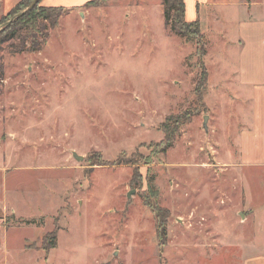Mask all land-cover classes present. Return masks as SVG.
<instances>
[{"label": "rangeland", "instance_id": "1", "mask_svg": "<svg viewBox=\"0 0 264 264\" xmlns=\"http://www.w3.org/2000/svg\"><path fill=\"white\" fill-rule=\"evenodd\" d=\"M161 3L65 9L36 53L0 43V264H233L228 246L263 220L238 214L264 190V167L243 165L264 163L263 94L238 86L227 43L243 10L201 8L200 59L201 44L165 28ZM163 129L176 134L161 153ZM146 200L162 213L158 230Z\"/></svg>", "mask_w": 264, "mask_h": 264}, {"label": "crops", "instance_id": "2", "mask_svg": "<svg viewBox=\"0 0 264 264\" xmlns=\"http://www.w3.org/2000/svg\"><path fill=\"white\" fill-rule=\"evenodd\" d=\"M22 0H0V12L8 13L15 5ZM93 1L102 0H42L41 6L44 7H62L72 10H85L87 4ZM217 0H184L185 4V21L192 22L198 20L200 25L201 8L214 6L215 4L233 5L241 8L243 11L237 15L232 23V35L230 40L227 39L229 45L235 46L238 51L236 59H238L237 77L238 86L246 87L251 92L257 94L262 92L261 100L264 99V0H238L233 2L219 3ZM196 5L197 17L193 16L192 6ZM203 10V9H202ZM205 12L200 16H205ZM234 76V75H233ZM253 100V98H251ZM264 113H256L255 117ZM264 153V149L260 150ZM250 156L248 150L242 149V154ZM243 165L248 167H264V163L260 160H247ZM253 200V194L250 193ZM264 199V190L256 193L254 199L255 206H250L245 215L241 212V223L251 219L264 216V205L259 208L256 206L259 199ZM264 200L261 201V204ZM254 203V202H253ZM262 210V213H259ZM228 255L233 264H264V218L257 224L254 234L249 239H244L239 243L228 246ZM233 260V261H232Z\"/></svg>", "mask_w": 264, "mask_h": 264}, {"label": "trees", "instance_id": "3", "mask_svg": "<svg viewBox=\"0 0 264 264\" xmlns=\"http://www.w3.org/2000/svg\"><path fill=\"white\" fill-rule=\"evenodd\" d=\"M33 0H22L15 5L8 13L9 17L15 16L17 13L24 10ZM41 1L38 2L30 11L25 13L22 17L15 19L2 32H0V43L10 40H16L17 44L9 46V53H36L39 52L46 44L49 31L54 29L59 19L62 17L65 8L62 7H44L41 6ZM102 1L89 2L87 5H96ZM162 9L164 15L165 28L171 33L181 37L184 42L195 41L196 44L202 43V32L198 20L192 22L185 21V4L184 0H162ZM28 45V46H27ZM196 45V46H197ZM200 46V45H199ZM200 49H196V54L200 59L204 56L205 50L203 44ZM200 73L196 81L194 91L202 99L205 96V88L207 86L208 73L203 65L199 62ZM3 74V63L0 58V78ZM164 139L158 145L159 152L164 153L172 146L173 138L176 134V129H163ZM119 164V163H118ZM127 164V163H126ZM137 170L133 172L130 183L134 184ZM150 198L155 196V188L152 182L147 183ZM145 204L150 207V210L157 222V230L163 226L162 213L152 205L151 202L145 201ZM42 246L45 251H49L56 247L55 234L49 233L42 238Z\"/></svg>", "mask_w": 264, "mask_h": 264}, {"label": "water", "instance_id": "4", "mask_svg": "<svg viewBox=\"0 0 264 264\" xmlns=\"http://www.w3.org/2000/svg\"><path fill=\"white\" fill-rule=\"evenodd\" d=\"M40 0H33L24 10H22L21 12L17 13L9 22H7L5 25H9L12 21H14L15 19H18L20 17H22L25 13H27L28 11H30L35 5L38 4ZM1 30V29H0ZM205 122L203 124L204 129L206 130V117H205ZM73 158H75L77 161H82V157L77 156L75 153L72 154ZM131 193L129 192L127 194V197L130 198Z\"/></svg>", "mask_w": 264, "mask_h": 264}]
</instances>
